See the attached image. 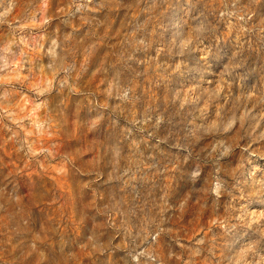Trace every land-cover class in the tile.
Listing matches in <instances>:
<instances>
[{
    "label": "clouds",
    "instance_id": "clouds-1",
    "mask_svg": "<svg viewBox=\"0 0 264 264\" xmlns=\"http://www.w3.org/2000/svg\"><path fill=\"white\" fill-rule=\"evenodd\" d=\"M0 153V264H264V0H0Z\"/></svg>",
    "mask_w": 264,
    "mask_h": 264
},
{
    "label": "rangeland",
    "instance_id": "rangeland-1",
    "mask_svg": "<svg viewBox=\"0 0 264 264\" xmlns=\"http://www.w3.org/2000/svg\"><path fill=\"white\" fill-rule=\"evenodd\" d=\"M97 83H98V81H91L90 82V85L92 86V87H95V86H97ZM3 154L2 153H0V156H2ZM15 162V158L12 156V154H11V152H9L8 153V156L7 157H4V162L5 163H9V162ZM71 185H72V181H71V179H68V180H66V181H63L62 182V191H66V192H70L71 191ZM44 187H48V188H50V184H49V182L47 181V180H45L44 181ZM32 195H35V193H33ZM43 205H49L50 204V201H48L46 198L45 199H43L42 200V202H41ZM70 204L72 205V206H74L75 205V199H73L72 201H70ZM53 211L55 212V209H53Z\"/></svg>",
    "mask_w": 264,
    "mask_h": 264
}]
</instances>
